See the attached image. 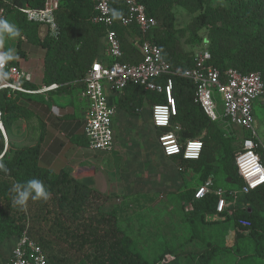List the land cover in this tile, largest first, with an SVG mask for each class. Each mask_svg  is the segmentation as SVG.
I'll use <instances>...</instances> for the list:
<instances>
[{
  "label": "trees",
  "instance_id": "16d2710c",
  "mask_svg": "<svg viewBox=\"0 0 264 264\" xmlns=\"http://www.w3.org/2000/svg\"><path fill=\"white\" fill-rule=\"evenodd\" d=\"M45 0H0L6 12L14 14L20 33L30 42L34 41L44 49L42 60V83L59 84L58 88L74 86L82 82L92 62L97 60L98 47L104 38L105 29L100 24L89 21L93 13L92 0H58L55 20L58 26L56 36L49 35L39 41L36 36L38 23L30 22L25 15L16 11L12 5L41 8ZM149 16L160 21L159 27L148 36L155 41L162 56L173 66H189L192 61L183 60L185 52L175 45V37L190 33V39L196 38L199 28L213 27L216 36L211 51L212 63L220 70L233 67L241 73L264 71V0H217L223 6L214 8V0H138ZM178 5L188 12H198L185 28L174 26L173 6ZM114 29L120 39L122 56L119 62L135 64L141 57L133 43L125 41L123 32L131 34L133 41L138 36L134 27L122 26L119 19L126 14L125 5L119 0H111ZM219 24V25H215ZM189 39V38H188ZM20 43L17 44L19 48ZM19 55V53H18ZM113 60L110 59V63ZM9 65H16L8 61ZM32 86V85H31ZM142 89L139 86L128 88ZM148 102L165 103V96L153 91H143ZM172 95L177 106V115L172 123H178L181 129L176 132L180 141L200 138L203 143L199 159L184 161L185 166L200 165L204 160H214V152L222 146L226 153L221 161L225 179L235 185L236 168L234 155L240 149L231 148L232 139H224L218 128V122L210 121L194 100L193 84L183 78H173ZM17 95L8 90H0V121L7 141L0 130V162L7 171H0V246L4 240L16 238L26 231L46 255L47 264H156L149 262L130 249V239L122 234L115 220L105 216L100 207L107 196L89 185L79 181L67 171H53L39 165L40 147L43 135H39L33 145L15 147L9 141L12 125L19 119L27 118V108L17 102ZM151 105V106H152ZM164 128L158 131H167ZM204 132V134H202ZM171 158V157H170ZM238 176V177H237ZM40 179L51 195L48 200H31L20 209L13 204L12 188L17 182L28 179ZM240 178V177H239ZM241 180V178H240ZM242 183V180H241ZM241 186V185H240ZM247 207L232 206L228 210L217 212V196L208 193L199 200L190 198L195 216L208 214H227L232 217L238 229V219H247L251 225L250 236L256 253L264 259V185L242 194ZM228 197V194H225ZM213 244L199 254L203 264H208L218 251Z\"/></svg>",
  "mask_w": 264,
  "mask_h": 264
},
{
  "label": "rangeland",
  "instance_id": "374dc122",
  "mask_svg": "<svg viewBox=\"0 0 264 264\" xmlns=\"http://www.w3.org/2000/svg\"><path fill=\"white\" fill-rule=\"evenodd\" d=\"M220 5L224 4L217 0L211 2L214 8ZM173 7L176 28H185L198 13L193 14L178 5ZM4 19L16 26L13 13L7 12ZM213 30V27L210 30L203 26L197 30L196 38L190 39L189 31L183 37H175L176 47L185 52L183 60L191 62L201 51L210 52L216 40ZM47 33L45 26L38 25L35 37L41 41ZM21 37L27 40L21 33L19 37L5 34L0 46L5 53L16 49V54L21 56L25 50L20 45L18 50L16 47ZM30 43L33 59L24 67L35 70L38 78L41 75L44 49L37 42ZM103 49V52H107L106 43ZM74 88L84 89L83 81L76 82L71 89ZM66 90L69 94L70 89ZM66 90L63 91L66 93ZM119 97L125 99L128 96L123 92ZM145 97L148 100L146 94ZM17 102L26 107L27 97L17 99ZM148 104H145L144 110H149L152 104ZM115 108L117 117L113 128V148L87 152L96 172L92 168L88 169L89 165L88 168H70L65 171L107 196L100 211L110 220H115L118 230L130 239V249L156 264H203L199 254L207 245L213 244L219 249L208 264H264V259L254 249L250 229H238L232 217L226 213L198 216L192 213L190 198L195 188L205 181L210 180L213 187L221 186L228 191H238L241 185L238 176L235 185L225 179L220 164L226 157L222 146L215 150L213 161L204 160L197 166H185L161 155L155 132L147 121L143 122L144 111L140 107L133 108L129 101H125L124 106L116 105ZM253 112L257 133L264 139V104L256 102ZM27 120L19 119L11 127L9 141L15 147L27 146L35 141L29 133L30 119ZM217 125L222 137L231 138V148L236 149L240 143L241 130L224 119L219 120ZM80 143L83 148L86 147L83 135ZM227 198L228 203L235 201V207L245 208L248 205L242 194L228 195ZM15 243L16 236L3 241L0 246V264H4L5 258L9 259Z\"/></svg>",
  "mask_w": 264,
  "mask_h": 264
},
{
  "label": "built area",
  "instance_id": "2783aa9c",
  "mask_svg": "<svg viewBox=\"0 0 264 264\" xmlns=\"http://www.w3.org/2000/svg\"><path fill=\"white\" fill-rule=\"evenodd\" d=\"M119 1L126 8V14L119 22L122 26L134 27L138 38L133 45L141 59L135 64L117 60L122 56V47L113 27L111 0H92L93 13L88 19L105 29L107 58L93 61L82 80L83 96L88 104L82 127L87 147L93 152L113 148L112 117L115 107L109 102L106 90L122 94L128 86H139L145 91L165 96V103H155L150 108L153 127L156 130L169 128L156 135L162 155L184 161L199 159L203 148L202 140L191 138L180 141L176 132L181 126L172 123L177 115V106L172 95L173 78L187 79L194 86L195 102L210 121L224 119L241 130L240 149L234 155L236 173L242 180L238 191H228L221 186L213 187L208 180L196 187L193 193L194 200H199L208 193L215 194V209L222 212L227 206L225 194H249L264 185V140L257 134L253 112L256 102L264 104V71L241 73L233 67L220 70L212 63L207 50L195 55L189 66H173L162 56L158 44L148 37L159 27L160 21L149 16L138 0ZM12 7L25 15L28 21L45 26L49 35H57L58 26L54 14L58 8V0H45L41 8L28 5ZM6 13V8L0 5V18H4ZM2 54L4 53L0 50V55ZM110 59L113 60L112 63ZM2 71L7 76L0 77V90H8L12 95L40 94L58 87L56 83H52L31 88L29 85L33 82L32 73L18 65H9L8 61ZM0 130L7 141L1 121ZM237 225L245 229L251 223L247 219H238ZM4 264H47V260L42 248L23 231L16 238L11 255Z\"/></svg>",
  "mask_w": 264,
  "mask_h": 264
},
{
  "label": "crops",
  "instance_id": "0c3cea01",
  "mask_svg": "<svg viewBox=\"0 0 264 264\" xmlns=\"http://www.w3.org/2000/svg\"><path fill=\"white\" fill-rule=\"evenodd\" d=\"M4 19V18H3ZM123 38L125 41L134 43L131 34L127 32H123ZM20 43V46L25 52L20 56L16 54V49L14 52L16 59L10 60L16 65L22 67L26 71H29L33 75V82L29 85L31 88H39L41 86H47L42 83V75L40 77H36L35 70L31 68L24 67L25 64L30 63L29 60H32V50H31V43L21 37V41L16 42V47L18 50L17 44ZM105 45V39L102 38L98 47V57L97 60H102L107 58V52H103V48ZM134 46V45H133ZM0 50L5 53V50L2 46H0ZM32 85V86H31ZM59 85V84H57ZM73 85V83L69 84ZM66 87V84L61 87H57L52 90H48L44 93L40 94H32V95H17L18 99L23 97H27V119L31 122V129L30 134L35 138V141L30 145H33L39 135H43V139L41 142L40 147V156H39V165L41 167L59 171L60 169L69 170L70 168L74 169H82L90 168L95 170L93 161L88 152L87 142L86 147L83 148V145L80 143L81 135H83L82 127L83 121L85 118V113L87 110V101L83 96V89L81 88H74ZM70 89L69 94H67L66 89ZM66 90V93L64 91ZM143 89H134L128 88L124 90V94L128 97L125 99L120 98L121 94L111 92L106 90V95L108 100L114 107L117 105L124 106L125 101H129L131 107H140L141 111H146L147 113L143 112V122L146 121L151 126L152 131L155 132L157 135L159 130H156L150 120V108L149 110L145 109V104H148V100L145 97ZM122 92V93H123ZM263 104V103H261ZM132 108V109H133ZM137 116V115H136ZM117 112L115 108V113L112 117V130H113V137H114V125L116 122ZM27 120V121H28ZM145 120V121H144ZM258 132V131H257ZM79 134V135H78ZM81 134V135H80ZM258 134V133H257ZM259 136V135H258ZM84 137V135H83ZM85 138V137H84ZM261 140L263 138L259 137ZM86 141V139H85ZM158 149L161 153L160 147L158 145ZM93 152V151H92ZM162 155V153H161ZM163 156V155H162ZM164 157V156H163ZM169 158L170 160L178 161L177 157H165ZM72 172V171H71ZM94 172V173H95ZM84 183V182H83ZM87 184V183H85ZM88 185V184H87ZM224 210H227L229 213L231 211L228 210L234 203H228ZM13 248V246H12ZM11 248V250H12ZM8 258L4 259V262L7 261Z\"/></svg>",
  "mask_w": 264,
  "mask_h": 264
},
{
  "label": "clouds",
  "instance_id": "9594fccd",
  "mask_svg": "<svg viewBox=\"0 0 264 264\" xmlns=\"http://www.w3.org/2000/svg\"><path fill=\"white\" fill-rule=\"evenodd\" d=\"M7 34L10 37H19L20 29L15 25L9 23L6 19L0 18V41L3 36ZM16 59L13 51H8L0 55V77H6L7 73L2 71L4 64L7 61ZM0 171H7L6 166L0 162ZM14 196L12 198L13 204L23 209L27 206L29 199L48 200L50 198V191L40 179L32 178L27 181L17 182L12 188Z\"/></svg>",
  "mask_w": 264,
  "mask_h": 264
}]
</instances>
